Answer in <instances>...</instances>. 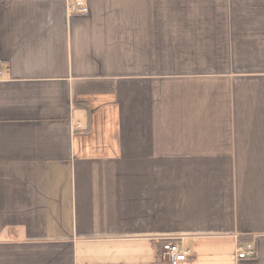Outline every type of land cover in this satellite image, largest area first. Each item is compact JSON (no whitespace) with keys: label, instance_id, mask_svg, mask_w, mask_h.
Returning a JSON list of instances; mask_svg holds the SVG:
<instances>
[{"label":"crops","instance_id":"1","mask_svg":"<svg viewBox=\"0 0 264 264\" xmlns=\"http://www.w3.org/2000/svg\"><path fill=\"white\" fill-rule=\"evenodd\" d=\"M74 1L0 0V264H264V0Z\"/></svg>","mask_w":264,"mask_h":264},{"label":"built area","instance_id":"2","mask_svg":"<svg viewBox=\"0 0 264 264\" xmlns=\"http://www.w3.org/2000/svg\"><path fill=\"white\" fill-rule=\"evenodd\" d=\"M73 5L78 7L81 12L85 13L88 10V7L82 0H75ZM162 249L174 264H184L188 260L189 250L180 242L173 239H167L163 244ZM236 254L239 259L254 257L256 255V246L254 242H240L237 246Z\"/></svg>","mask_w":264,"mask_h":264}]
</instances>
